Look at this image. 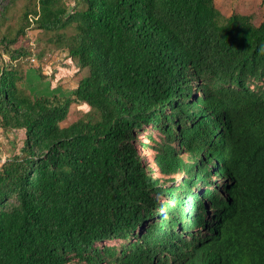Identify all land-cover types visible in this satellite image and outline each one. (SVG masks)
I'll list each match as a JSON object with an SVG mask.
<instances>
[{
	"label": "trees",
	"instance_id": "16d2710c",
	"mask_svg": "<svg viewBox=\"0 0 264 264\" xmlns=\"http://www.w3.org/2000/svg\"><path fill=\"white\" fill-rule=\"evenodd\" d=\"M24 1L0 31V127L24 132L0 160V264H264V18ZM32 27L87 70L69 94L21 85L54 51L23 44Z\"/></svg>",
	"mask_w": 264,
	"mask_h": 264
},
{
	"label": "rangeland",
	"instance_id": "374dc122",
	"mask_svg": "<svg viewBox=\"0 0 264 264\" xmlns=\"http://www.w3.org/2000/svg\"><path fill=\"white\" fill-rule=\"evenodd\" d=\"M8 0H0V8H3L7 4ZM216 6L227 16L234 12L249 14H254V23L260 24L264 18V0H215ZM25 1L17 0L14 4L10 5L7 11V19L4 23L0 24V31H4L8 26L16 27L20 21V15L25 9ZM48 34L42 32L36 27L29 28L27 30V35L23 41V44L30 46V48L36 52H40L45 49L46 51H51L54 48L47 42ZM53 51V50H52ZM66 53L62 51L50 52L40 61H34L33 63L23 60V66L27 71V80L21 85L29 92L33 94H42L45 92H50L48 89V80H54L55 73L60 71V66L66 71L65 76L76 77L78 80L84 75H87V70H79L76 63L71 59L66 57ZM67 59V60H66ZM40 62V63H39ZM60 64V66H59ZM57 66V70L54 69ZM41 68L44 77H41L37 69ZM35 70V74L29 73V70ZM59 76V75H58ZM62 76L63 78H66ZM47 82V83H46ZM57 82V81H54ZM58 83V82H57ZM52 84V83H51ZM70 88V87H69ZM37 94V95H38ZM74 111L76 114L73 118L78 117L82 112L88 110V106L83 103H74ZM72 119V118H71ZM70 123V120H64L61 125L66 126ZM24 132L23 131H8L5 132L0 127V160L3 161L4 158L13 155L14 153L20 152L23 145ZM150 152V151H149ZM114 243L113 241L110 244Z\"/></svg>",
	"mask_w": 264,
	"mask_h": 264
},
{
	"label": "crops",
	"instance_id": "0c3cea01",
	"mask_svg": "<svg viewBox=\"0 0 264 264\" xmlns=\"http://www.w3.org/2000/svg\"><path fill=\"white\" fill-rule=\"evenodd\" d=\"M54 69L57 70V66H54ZM29 73L35 74V70L33 71L32 69H30ZM55 75H57V77L54 76V80L51 79V81L50 80L47 81L49 83L48 89L50 90V92H57L60 94H69L77 86L78 81H79L76 77L71 76V74L69 76H65L66 71L61 66H60V71L59 72L57 71ZM62 76H65L66 78H63L64 80H62ZM54 81H57L58 83Z\"/></svg>",
	"mask_w": 264,
	"mask_h": 264
},
{
	"label": "built area",
	"instance_id": "2783aa9c",
	"mask_svg": "<svg viewBox=\"0 0 264 264\" xmlns=\"http://www.w3.org/2000/svg\"><path fill=\"white\" fill-rule=\"evenodd\" d=\"M32 60L34 61V60H35V58H32Z\"/></svg>",
	"mask_w": 264,
	"mask_h": 264
}]
</instances>
